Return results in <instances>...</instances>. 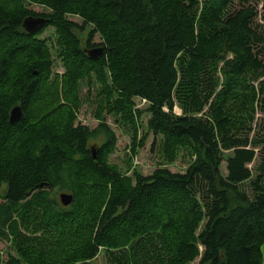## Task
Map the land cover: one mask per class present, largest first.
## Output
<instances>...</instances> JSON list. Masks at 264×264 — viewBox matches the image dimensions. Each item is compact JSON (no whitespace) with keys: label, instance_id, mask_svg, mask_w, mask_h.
I'll use <instances>...</instances> for the list:
<instances>
[{"label":"trees","instance_id":"obj_1","mask_svg":"<svg viewBox=\"0 0 264 264\" xmlns=\"http://www.w3.org/2000/svg\"><path fill=\"white\" fill-rule=\"evenodd\" d=\"M24 1L0 0V240L15 252L4 261L0 250V264H94L101 249L111 264H261L264 156L249 164L264 131L236 101L264 114V0H27L48 13ZM29 16L47 21L29 32ZM47 26L59 34L63 75L52 76L37 38ZM89 26L86 45L104 48L98 59L79 35ZM91 73L98 116L106 107L136 134L148 111L169 160L193 150L184 172L128 176L108 162L117 135L107 120L75 124L79 80ZM135 98L147 99L144 111ZM17 105L22 116L11 123ZM55 191L73 201L59 203Z\"/></svg>","mask_w":264,"mask_h":264},{"label":"rangeland","instance_id":"obj_2","mask_svg":"<svg viewBox=\"0 0 264 264\" xmlns=\"http://www.w3.org/2000/svg\"><path fill=\"white\" fill-rule=\"evenodd\" d=\"M25 6L29 9H32L36 12H44L48 13L51 11L49 7L44 4L29 2L27 0L24 1ZM260 14L264 13L262 9V5H259ZM68 18L81 23L82 19L77 15H68ZM260 20V17H259ZM261 23L264 21L260 20ZM92 26L85 32H79V35L82 39V44L84 48H91L86 45V41L88 38V30H91ZM38 39H41L45 42L47 47L49 48V52L51 54L52 60V76L56 73L63 75L67 69L64 64L63 56L61 55L62 46L58 43L59 34L57 29L54 26H47L41 33L37 35ZM102 41L101 36L96 34L94 36L93 42L100 43ZM97 47V46H93ZM221 82L223 81L222 73H218ZM264 79V76L260 78V80ZM253 85L258 87L259 81H252ZM101 85L98 81V78L95 74L91 73V78H84L79 80V106L76 109V121L75 124H85L92 128L96 127L99 123V120L103 117L107 120L111 128L115 131L117 135V144L114 150L107 156V160L109 163L115 165L121 173L126 174L128 176H132L133 172L138 171L144 175L151 174L157 168H168L174 172H184L188 166L191 164L193 160V150L190 147H181L178 149L176 156L173 160H169L166 156V151L164 150V139L161 135H154L153 131L148 127V119L150 117V113L148 111H144L147 107V104H143L140 98H135L136 107L144 112L138 118V132L135 134L133 128L130 123H127L125 120L121 118V115H117L114 113H109L106 107L103 108L101 116H98V110L101 107L103 96L100 94ZM243 93V92H242ZM240 93V94H242ZM243 97H239V100L236 103H240L242 105L249 104L251 108L252 116H255V122L253 123V127H255L256 132L259 131L260 134L264 131V114L260 111L258 104L254 101V105H250L251 102L249 100H243ZM39 109V108H38ZM35 108V111L38 110ZM174 112L176 114H181V108L179 106H175ZM136 135V137H135ZM93 144V143H92ZM224 158L228 157L227 155L231 154V151H226L224 153ZM193 155V156H192ZM264 156V145L258 151L256 159L249 164V166L253 169L255 165H257ZM226 163L223 161L222 163V172L227 174L225 169ZM255 179V175L252 178ZM243 187L251 194L252 186L249 182H245ZM7 188L6 184L3 185V189ZM62 193H70L67 191H55L52 192L53 197L61 204H63L61 200ZM73 195V194H72ZM41 234V233H40ZM0 250L4 251L3 260L7 259L8 253L14 250L9 247V244L6 241L0 240ZM199 259L191 264H198ZM94 264H111L110 257L106 254L104 249H101L99 255L95 258Z\"/></svg>","mask_w":264,"mask_h":264},{"label":"water","instance_id":"obj_3","mask_svg":"<svg viewBox=\"0 0 264 264\" xmlns=\"http://www.w3.org/2000/svg\"><path fill=\"white\" fill-rule=\"evenodd\" d=\"M47 19L43 17H34L29 16L25 18L23 22L24 28L29 32H35L44 24L46 23ZM85 52L89 55L92 59H98L100 56L104 53V48L102 46L97 47H91V48H85ZM22 116V109L21 106L17 105L15 106L10 113V122L15 123L20 120ZM94 150V149H93ZM94 157H96V153L94 151ZM61 200L63 204L68 205L73 201V195L70 193H62L61 194ZM261 254H262V262L261 264H264V242L261 245Z\"/></svg>","mask_w":264,"mask_h":264},{"label":"built area","instance_id":"obj_4","mask_svg":"<svg viewBox=\"0 0 264 264\" xmlns=\"http://www.w3.org/2000/svg\"><path fill=\"white\" fill-rule=\"evenodd\" d=\"M142 103L145 104L147 102V99H141ZM139 107V106H137Z\"/></svg>","mask_w":264,"mask_h":264}]
</instances>
